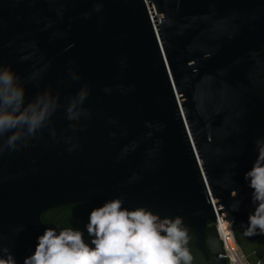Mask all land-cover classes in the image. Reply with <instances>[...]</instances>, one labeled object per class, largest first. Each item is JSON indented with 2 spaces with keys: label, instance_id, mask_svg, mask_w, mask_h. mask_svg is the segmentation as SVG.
I'll return each mask as SVG.
<instances>
[{
  "label": "water",
  "instance_id": "water-1",
  "mask_svg": "<svg viewBox=\"0 0 264 264\" xmlns=\"http://www.w3.org/2000/svg\"><path fill=\"white\" fill-rule=\"evenodd\" d=\"M0 68L25 105L56 103L27 146L0 152V256L23 264L46 228L93 246L91 211L118 197L182 217L192 264H230L223 220L264 264L244 178L264 144V0H0Z\"/></svg>",
  "mask_w": 264,
  "mask_h": 264
},
{
  "label": "clouds",
  "instance_id": "clouds-1",
  "mask_svg": "<svg viewBox=\"0 0 264 264\" xmlns=\"http://www.w3.org/2000/svg\"><path fill=\"white\" fill-rule=\"evenodd\" d=\"M24 87L10 68H0V145L4 150L16 151L23 142L42 131L56 110L54 99L38 96L25 105ZM87 92L81 90L69 102L66 117L75 121L83 114L81 107ZM258 158L245 173L252 189L254 212L248 217L246 234H264V144ZM121 198H113L94 208L89 215L87 232L93 237L85 243L83 233L72 228H46L35 251L23 264H192L189 232L183 218L161 217L145 207L129 210ZM0 264H17L10 251L0 256Z\"/></svg>",
  "mask_w": 264,
  "mask_h": 264
},
{
  "label": "built area",
  "instance_id": "built-area-1",
  "mask_svg": "<svg viewBox=\"0 0 264 264\" xmlns=\"http://www.w3.org/2000/svg\"><path fill=\"white\" fill-rule=\"evenodd\" d=\"M217 231L219 238L223 240V249L228 257L227 259H229V263L250 264L237 245L230 224L225 220L217 223Z\"/></svg>",
  "mask_w": 264,
  "mask_h": 264
},
{
  "label": "bare ground",
  "instance_id": "bare-ground-1",
  "mask_svg": "<svg viewBox=\"0 0 264 264\" xmlns=\"http://www.w3.org/2000/svg\"><path fill=\"white\" fill-rule=\"evenodd\" d=\"M226 221V220H225Z\"/></svg>",
  "mask_w": 264,
  "mask_h": 264
}]
</instances>
